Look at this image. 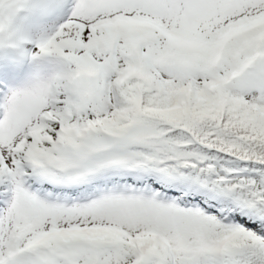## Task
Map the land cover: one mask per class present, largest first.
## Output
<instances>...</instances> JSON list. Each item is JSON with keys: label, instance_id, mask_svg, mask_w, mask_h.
Listing matches in <instances>:
<instances>
[{"label": "snow or ice", "instance_id": "6c2138e0", "mask_svg": "<svg viewBox=\"0 0 264 264\" xmlns=\"http://www.w3.org/2000/svg\"><path fill=\"white\" fill-rule=\"evenodd\" d=\"M0 264H264V0H0Z\"/></svg>", "mask_w": 264, "mask_h": 264}]
</instances>
